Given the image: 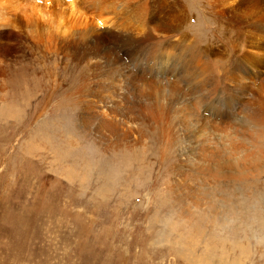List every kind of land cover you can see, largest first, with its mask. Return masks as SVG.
I'll use <instances>...</instances> for the list:
<instances>
[{
    "label": "rangeland",
    "instance_id": "1",
    "mask_svg": "<svg viewBox=\"0 0 264 264\" xmlns=\"http://www.w3.org/2000/svg\"><path fill=\"white\" fill-rule=\"evenodd\" d=\"M67 1L20 0L10 8L0 0V264H220L223 257L229 262L236 258L237 264H264V159L256 165L238 161L234 169L225 163L215 179L199 169L201 149H212L217 159L227 145L244 144L241 136L222 133L226 127L234 133L235 126L248 125L244 112L249 103H264V58L251 47L253 38L264 33V3ZM231 6L235 9L228 11ZM65 21L69 28L64 29ZM118 40L123 43L115 46L124 45V52L120 47L109 55L108 47ZM105 44L106 55L93 62ZM195 47L204 51L198 65L184 63L193 60ZM208 53L224 63L214 70L211 87L244 73L243 92L238 82L234 86L235 79L218 98L208 88L207 93L191 92L181 67L204 65ZM196 70L200 75L192 73L193 83L212 76ZM147 81L159 85L148 99ZM174 85L184 88L180 101L192 111L191 123L177 133L151 112L156 102L168 104L170 94L176 98ZM101 97L107 109L119 106L121 130L131 132L137 144L131 158L139 157L132 160L131 171L118 169L125 166L124 143H107L108 133L95 131L98 123L87 118L92 109L102 123L107 119L95 104ZM216 99L225 109L214 117L217 132L210 134L209 119L198 114L207 116V102ZM197 101L198 106L190 105ZM224 113L230 118L220 119ZM170 138L185 153L179 172L186 183L200 182L223 195L217 197V217L211 214L214 208L194 207L190 216L195 217L188 220L160 200L178 157ZM164 145L173 156L162 162ZM228 156L223 159L231 160ZM105 177L113 180L109 190L103 186ZM191 240L194 255L188 260L181 252H190Z\"/></svg>",
    "mask_w": 264,
    "mask_h": 264
},
{
    "label": "bare ground",
    "instance_id": "2",
    "mask_svg": "<svg viewBox=\"0 0 264 264\" xmlns=\"http://www.w3.org/2000/svg\"><path fill=\"white\" fill-rule=\"evenodd\" d=\"M20 0H7V3L10 5V8H16L17 7V3L19 2ZM43 1V0H42ZM52 1V0H51ZM64 1H67V0H64ZM71 1V0H70ZM73 1V0H72ZM241 1H246V0H241ZM46 2V1H45ZM68 2V1H67ZM74 2V1H73ZM70 3L71 4V7L72 9H74L73 5L74 3ZM262 3H264V0H261ZM241 5V4H239ZM44 6V5H43ZM49 7V6H48ZM45 8V7H44ZM47 8V7H46ZM235 7H229L227 10L228 11H232L234 10ZM99 21H103L105 22L106 19L104 18H99L98 19ZM66 22V21H65ZM63 24L65 25L64 26V29L65 28H69V25H67V22ZM235 28V25L233 26ZM69 31V29L67 30ZM151 31V30H150ZM64 32V31H63ZM65 33V32H64ZM70 33V32H69ZM76 33V31L74 32V34ZM92 33V32H91ZM67 34V33H66ZM231 34V33H229ZM236 35L239 34L238 30H237V33H235ZM112 37V36H111ZM113 38V37H112ZM239 38L243 39L244 40V35L240 34ZM122 39V38H121ZM125 39V38H124ZM122 39V40H124ZM161 39V38H160ZM194 40V39H193ZM175 41V40H174ZM246 41V40H245ZM162 42V41H161ZM108 43V42H107ZM119 43H123L121 41L118 40V42H116L115 44L111 45V47H108V54L111 55L113 54L114 52L118 51L120 47H122L123 49H121L123 52H124V45L123 46H118L116 47L115 45ZM183 43H186V41H183ZM182 42L180 44H183ZM97 44V43H96ZM99 44V43H98ZM97 44V45H98ZM168 44V43H167ZM195 44V43H194ZM106 45V44H105ZM108 45V44H107ZM106 46H104V49L101 48L100 49V52L93 57V59H95L93 62H97V59L98 58H101L102 56H105L107 51H106ZM173 45V43H172ZM192 45V44H191ZM196 45H200V43H196ZM92 46V45H91ZM96 46V45H95ZM182 46V45H181ZM193 46V45H192ZM128 47H130L128 45ZM251 47L253 49H255L257 52L260 53L261 57L264 58V33L263 34H258L256 35L254 38H253V43L251 44ZM127 48V47H126ZM181 48V47H180ZM190 48V47H188ZM183 49V48H182ZM194 49V48H192ZM196 49V52L192 55L193 56V60H187L185 59L188 63V65L190 64H197L199 63V58L203 55V52L202 49L195 47ZM184 50V49H183ZM182 50V51H183ZM87 51V50H86ZM201 51V52H200ZM98 52V51H97ZM90 53V52H89ZM250 54V57H252L253 59L257 57V53L255 52H249ZM86 56V55H85ZM92 56V55H91ZM190 58H192V56H188ZM203 57V56H202ZM180 56L178 57V60H179ZM249 58V57H248ZM262 58V59H263ZM86 59V58H85ZM92 59V58H91ZM116 59L118 61H120L119 58L116 57ZM207 63H205L204 65H200V66H194L192 65L191 67L189 66L188 68H186L185 66L184 67H181L182 70H184L182 73L184 74H181L186 86L190 87L191 89V92L192 91H196L197 93H200V92H209V90L215 94L216 98L220 97L222 94H225L226 91L228 89H231V82L234 81L235 79V75H230L231 78H225L224 81H223V86H220V84L217 82V85L215 87H211L213 86L215 83H212V80H213V72L214 70L218 71V66L221 65V66H224V63L221 64V61H214V60H211V57L209 56V53L207 54ZM189 61V62H188ZM92 62V63H93ZM177 63V62H176ZM97 64V63H96ZM231 65V64H230ZM174 66V65H172ZM233 67V66H232ZM196 69L200 70V72L202 71H207V76H208V73L210 75H212L211 77L209 78H206L204 77V82L203 83H199L197 84L196 82H192L191 81V75L192 73H195L197 76L200 75L199 73H197ZM229 69V68H228ZM230 70V69H229ZM235 70V69H234ZM248 70V69H247ZM96 72V70H95ZM189 72V73H188ZM222 72V71H221ZM232 72V71H231ZM187 73V74H185ZM234 73V72H232ZM230 74V73H229ZM245 74H248V71H245ZM256 74H259V71L256 73ZM96 75V73H95ZM226 75H228L226 73ZM260 74L257 76L259 77ZM217 77V80L218 81H221V77L219 75H216ZM247 76H244V73L242 74V77L240 76L239 79H235L236 82H235V85H237V82H238V85H237V89H239L240 91L243 92V89H244V85L245 83H242V81H247ZM261 78V77H260ZM96 79V78H95ZM97 80V79H96ZM259 80V79H258ZM148 83V88H147V91L145 92L146 93V99H148V96H150L152 94V92H155L157 90H159V85H156L154 82H151V81H147ZM222 83V82H221ZM174 89L176 90V98L173 97L171 94H170V89L169 90V94L171 96V100L169 101L168 104L166 105H163V104H158L156 102L155 106L152 107L151 109V112H152V118L156 117L157 120L159 122H161V124H163L164 126H166L168 128L169 131L173 130L176 131H181V129H178L179 127L181 126H185V125H188L189 123H191L192 121V114L187 106H185L180 100L181 98L186 94L183 89L179 88L180 85H174ZM247 86V85H246ZM209 90H208V89ZM220 93H219V92ZM259 91V90H258ZM257 91V92H258ZM159 92V91H158ZM249 92V91H248ZM88 93H91L90 91ZM166 93V92H165ZM123 94V93H122ZM129 94V92L127 93V95ZM230 94V93H229ZM261 94V93H260ZM91 95L94 97L96 95H98L97 93L93 92L91 93ZM157 96L161 97L162 100L164 101L165 98H163L161 95L157 94ZM205 95V94H204ZM169 96V97H170ZM98 97V96H97ZM100 97V96H99ZM212 97V96H211ZM210 97V98H211ZM103 97L101 98H95V104L97 103V107L100 108L101 110H105V113L107 114V112H109V115H106L105 116L107 117L106 120L102 119L103 120V123L101 122V118H100V115L99 113L95 112L94 110H89V111H93L92 114L89 115V117H87L88 119H90L93 124L95 125V123H98L96 124V129L95 131H106L108 133V141L107 143L111 144L113 142L116 141L117 139V142H123L125 145V147L121 150L123 152H126V155H122V157L125 159V166L123 167H118V169H121L122 168H125L126 170L128 171H131L132 168V160L134 158H136V154L134 157L131 158L132 156V150H136L137 149V144L136 143H133L134 141H132V135H131V132L129 131H122V130H125L124 127H122L123 129L121 130V122L119 120V106L118 105H112L111 109H107V104H103ZM125 98V97H124ZM155 98V97H154ZM153 98V99H154ZM209 98V99H210ZM106 99V98H105ZM208 99V100H209ZM233 99V98H232ZM187 101V100H186ZM155 101H153L154 103ZM106 103V101H105ZM112 103L109 101V104ZM161 103V102H160ZM103 104V105H101ZM108 104V105H109ZM200 104L199 101H197V103H191L190 105L191 106H198ZM242 104V103H241ZM250 104V108L247 109V111H245L244 113L247 114L248 116L245 118V120L249 123L248 125H244V124H239L237 126H235V131L236 132H231L229 130V128H225L226 131L223 132L222 134H230V135H235V138L237 137H242V140H243V145L242 146H228L226 147L225 150H223V152H220L221 153V156L218 155L217 159L214 158L215 156V153L212 151V149L210 148H204L203 150L201 149L202 153L200 155V171L201 169H205L204 173L209 175L210 177L214 178V177H219L217 174H219V171H220V168L221 166H223L225 163L230 165V167L232 169H234V165L233 163H236L238 161L240 162H248V161H252V163H254V165H256L257 162L261 161L264 159V103H260L256 105V102L253 103V105L251 103ZM90 105V104H89ZM101 105V106H99ZM205 105V104H204ZM207 105L208 108L207 110H210L211 112H215L217 115L213 114V113H209V111H207V116H204V115H200L198 114V117L199 118H202V119H209V122L211 124H209L210 126V130H212L210 132V134H214L217 132V121H214L213 119H215L216 117H218L222 110H224L225 108L221 107L222 105L219 104V102L216 101L215 102H207ZM243 108H247L248 105L247 103L245 102ZM90 107L94 108L96 107V105H91ZM234 107V106H233ZM254 108V109H253ZM253 110V111H252ZM149 111V110H147ZM146 111V113H147ZM201 111V110H199ZM195 112V111H194ZM206 112H204L205 114ZM114 114V115H113ZM124 115V114H123ZM226 113L223 114V116L221 117L220 116V119H224V118H230V117H227L225 116ZM136 117V116H135ZM146 117V116H145ZM197 116H195L196 118ZM215 117V118H214ZM138 118V117H137ZM133 119V118H132ZM164 119V121H163ZM217 119V118H216ZM126 120V118H125ZM136 120V118H135ZM236 120V119H235ZM133 121V120H132ZM139 121V120H138ZM137 122V121H136ZM164 122V123H162ZM216 122V123H215ZM245 122V121H244ZM132 123V122H131ZM224 123V122H223ZM222 123V125H223ZM197 124V122H193L192 125H195ZM199 124V123H198ZM204 124V123H203ZM125 125V124H124ZM156 125V124H155ZM191 125V124H190ZM200 125V124H199ZM99 127V130H98V127ZM205 127V126H203ZM233 127V125H232ZM189 128V127H188ZM194 128V127H193ZM200 128V126H199ZM204 129V128H203ZM206 129V128H205ZM129 130V129H128ZM191 130V129H190ZM196 130V129H195ZM200 130H202L200 128ZM208 130V129H206ZM100 131V132H101ZM103 132V133H104ZM119 132H122V134H119ZM171 131V133H173ZM191 132V131H190ZM189 132V133H190ZM177 133V131H176ZM175 133V135H176ZM185 133V132H183ZM207 133V131L205 132ZM238 133V135H236ZM119 134V135H118ZM171 135V134H170ZM182 135V134H181ZM118 136V137H117ZM176 138V137H175ZM228 138V137H227ZM226 138V139H227ZM171 139V138H170ZM229 139V138H228ZM232 139V138H230ZM234 139V138H233ZM240 139V138H239ZM172 141H174L175 143H171L172 146L171 148L173 149V152L177 153L178 157H174L176 158V161L173 162L174 164L172 165V167H170V170H169V175L166 176L169 178V182L168 184L166 185V188L164 189V191L162 192L163 194V197L162 199L160 198L161 201H163V203H165L167 206H169V208L171 207L173 210H176V215L177 214H180L181 216H183V218H186V219H193V217H195V215L192 217L190 216L191 214H195V211H194V207H196V209H200V208H204V210L208 211L209 209L211 208H214L213 209V212H211V214H213L214 217H217L218 215V212H217V197L221 198V196L223 195H217V191L216 190H212L211 188H208V186L206 185H201L200 182L197 183V185H194L192 183V185L190 184H187L186 182L188 181L187 177L183 178L182 177V171L180 170L181 169V159H182V155H184L185 153L183 152V150L178 146L179 143H176V141L174 139H171ZM245 140L247 142V144H245ZM239 142V141H238ZM256 142H258V144H256ZM260 142V143H259ZM229 144V143H228ZM242 144V143H241ZM168 145V144H167ZM254 145V146H252ZM181 146V145H180ZM225 146V145H224ZM162 151H161V161L163 162V160L165 161L167 158H168V152L166 151V149H169L166 147V145H164V147L162 146ZM222 148V147H220ZM225 148V147H224ZM237 148V149H236ZM170 150V149H169ZM172 151V150H171ZM219 152V150H217ZM222 151V150H221ZM122 152V153H123ZM130 154L127 155V154ZM214 154V156L212 155ZM232 156L231 158L229 157L230 155ZM171 157L173 156V154H170ZM169 155V156H170ZM229 155V156H228ZM230 158L231 160H228L226 161L225 159H223L224 157H227ZM139 157V154L137 156V158ZM159 157V156H157ZM136 158V159H137ZM179 158V159H178ZM219 159V160H218ZM183 160V159H182ZM184 162V161H183ZM203 162H206V163H209V164H204ZM220 162L218 165L217 163ZM239 162V164H240ZM241 163V164H242ZM244 165H248V164H244ZM252 165V166H254ZM251 166V163H249V166L247 167H252ZM243 167V166H242ZM246 167V168H247ZM245 168V167H244ZM112 169H115L116 171H119L117 170V168L113 167ZM231 169V170H232ZM120 170V171H121ZM184 170V169H182ZM198 170V169H197ZM223 170V169H222ZM238 170V169H237ZM240 170V169H239ZM239 170L237 172H239ZM246 170V169H245ZM258 170V169H257ZM181 171V172H179ZM234 171V170H233ZM104 172V170H103ZM105 175H108L109 173L106 171L104 172ZM166 174V173H165ZM173 174V177L171 178V175ZM224 174V173H223ZM243 174V172L241 173ZM150 175V174H149ZM208 176V177H209ZM237 176V175H236ZM239 176V175H238ZM250 177V176H249ZM176 178H181L185 183L182 184V183H179ZM223 178V177H222ZM247 178V177H246ZM197 179V178H196ZM215 179V178H214ZM239 179V178H237ZM111 180V181H110ZM108 179L107 177H105V181L103 180V186L104 188L106 187V190H109L111 189L114 184H113V180L112 179ZM157 180V178H156ZM191 180V179H190ZM189 180V181H190ZM194 180V179H193ZM200 181H203L204 179H199ZM224 180V179H223ZM236 180V179H235ZM192 181V180H191ZM206 181V180H205ZM214 181V180H213ZM194 182V181H193ZM204 182V181H203ZM162 183V182H161ZM156 184V183H155ZM208 184V182H207ZM157 185V184H156ZM230 192V191H229ZM227 196V195H226ZM257 196V195H256ZM228 197V196H227ZM249 197V196H248ZM247 197V198H248ZM252 197V195H251ZM233 199V197H232ZM230 200V199H229ZM237 200V199H236ZM232 201V200H231ZM158 202V201H157ZM229 202V201H228ZM247 203V202H246ZM225 204V203H224ZM245 204V203H244ZM243 204V205H244ZM251 205V204H250ZM232 206V205H231ZM250 212V211H249ZM240 213V212H239ZM198 216V215H197ZM167 218V217H166ZM198 217H196V219H198ZM249 222V221H248ZM193 224V223H192ZM251 227V226H250ZM191 228L193 229V225H191ZM252 228V227H251ZM190 229V227L188 228ZM196 230V229H195ZM200 230V229H199ZM252 230V229H251ZM247 231V230H246ZM189 232V230H188ZM192 232V231H191ZM216 232V231H215ZM250 232V231H249ZM182 234V233H181ZM190 234V233H189ZM199 234H200V231H199ZM186 236V235H185ZM203 237V236H202ZM184 239V238H183ZM182 239V240H183ZM181 240V241H182ZM189 240V239H188ZM184 241V240H183ZM186 241V240H185ZM188 244L186 246V248L189 251H186L184 250L183 252L181 253H184L185 257L189 258L188 260H191V258L193 257V253L191 252L193 250V247L192 245H194V240H191V245L189 243V241H187ZM209 242V241H208ZM227 243V242H226ZM199 246V245H198ZM223 248V247H222ZM213 251V250H212ZM248 251V250H247ZM198 253V252H197ZM228 254V252H225ZM210 254V253H209ZM223 255V254H222ZM197 256V255H196ZM211 256V254H210ZM235 256V255H234ZM250 256V255H249ZM199 257V256H198ZM253 257V256H252ZM202 258V257H201ZM220 259V258H219ZM187 260V259H186ZM195 260V259H194ZM208 260V259H207ZM207 260H206V263H207ZM200 261V260H199ZM215 261V260H214ZM218 263V262H217ZM220 264H237V259L234 258V261L233 262H229V260H227V257H223L222 259H220L219 261ZM248 263V262H247ZM239 264H242L241 260H239ZM252 264V263H251Z\"/></svg>",
    "mask_w": 264,
    "mask_h": 264
}]
</instances>
